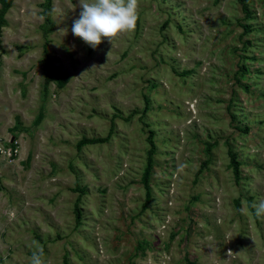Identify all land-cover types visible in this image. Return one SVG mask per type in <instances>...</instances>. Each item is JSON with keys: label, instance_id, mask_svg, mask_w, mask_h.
I'll list each match as a JSON object with an SVG mask.
<instances>
[{"label": "rangeland", "instance_id": "rangeland-1", "mask_svg": "<svg viewBox=\"0 0 264 264\" xmlns=\"http://www.w3.org/2000/svg\"><path fill=\"white\" fill-rule=\"evenodd\" d=\"M47 2L0 25V264H264V0H139L95 49Z\"/></svg>", "mask_w": 264, "mask_h": 264}, {"label": "clouds", "instance_id": "clouds-1", "mask_svg": "<svg viewBox=\"0 0 264 264\" xmlns=\"http://www.w3.org/2000/svg\"><path fill=\"white\" fill-rule=\"evenodd\" d=\"M79 4L82 11L74 20L71 31L93 49L105 39L112 44L113 40L134 32L137 27L139 0H79ZM39 18L44 19L43 16ZM61 31L67 34V29ZM251 208L257 218H264V197L253 202ZM43 256V245L37 242L30 264H44Z\"/></svg>", "mask_w": 264, "mask_h": 264}, {"label": "trees", "instance_id": "trees-1", "mask_svg": "<svg viewBox=\"0 0 264 264\" xmlns=\"http://www.w3.org/2000/svg\"><path fill=\"white\" fill-rule=\"evenodd\" d=\"M13 0H0V8H1V13H0V25L3 21V16L4 13L9 9V7L11 6ZM49 0L47 2V6H49ZM51 73L52 75L56 78L57 83L60 87H62L65 84V77L64 75L61 73L60 69L58 68H53L51 69ZM146 108V107H145ZM151 136H152V132H149V136H148V143H149V150L147 152V160H146V165L143 169L142 175H141V184L144 188L145 191V196H146V202L148 203L149 198H150V188H149V176H150V171H151V166H152V159H151V155L154 152V145L151 141ZM105 139H81L78 143V147H81L82 145H89V144H97V143H101L104 142ZM230 166H231V170L232 173L234 175L235 178H238L239 176V165L238 163L235 162L234 158L230 155ZM74 217H75V222L76 224H78L80 222V211L78 209L77 204H75L74 206Z\"/></svg>", "mask_w": 264, "mask_h": 264}]
</instances>
